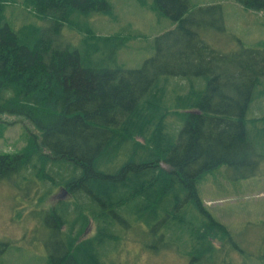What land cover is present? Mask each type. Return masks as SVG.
Segmentation results:
<instances>
[{"label": "trees", "instance_id": "obj_1", "mask_svg": "<svg viewBox=\"0 0 264 264\" xmlns=\"http://www.w3.org/2000/svg\"><path fill=\"white\" fill-rule=\"evenodd\" d=\"M8 1L0 0V115L26 118L40 135L17 154H0V183L27 194L44 185L43 197L61 188L46 214L54 236L47 264H106L141 223L152 238L147 250H174L189 264L213 263L221 247L234 246L198 184L222 166L260 171L264 144L250 133L264 136V119L249 114L264 86V43L220 54L201 32H225L221 5L190 11L189 0H152L149 9L175 26L156 38L154 57L125 69L117 61L121 35H96L77 22L114 19L111 0H25L47 25L20 27L7 17ZM236 2L264 15V0ZM67 27L82 35L79 45L65 37ZM173 78L190 81L189 91H171ZM259 94L263 100L264 88ZM90 221L92 238L63 233ZM6 250L0 242V258Z\"/></svg>", "mask_w": 264, "mask_h": 264}, {"label": "rangeland", "instance_id": "obj_2", "mask_svg": "<svg viewBox=\"0 0 264 264\" xmlns=\"http://www.w3.org/2000/svg\"><path fill=\"white\" fill-rule=\"evenodd\" d=\"M10 1L6 12L15 26L47 25L35 11L25 6V0L8 2ZM111 2L114 19L99 15L90 19L80 18L77 22L84 27L90 26L96 35H121L125 40L117 53L118 64L125 69H139L146 60L154 57L156 38L174 28L175 24L149 9L152 0H147L149 4L145 6L137 0ZM189 2L190 11L198 7L221 5L225 32L207 29L201 32L203 42L216 52L230 55L236 53L240 46L252 48L264 43L263 14L246 10L236 0ZM64 35L74 45H79L82 38V35L68 27ZM197 82V87H204L202 81ZM170 84L171 91H181L182 94L191 87V82L185 79L173 78ZM174 84L181 85V89ZM263 88L264 86L258 90L259 100L250 110L251 118L264 119V99L260 100L259 94ZM175 103L172 99L169 105ZM255 132L251 130L250 133L253 142L258 143V146L261 142L264 144V136ZM32 134L40 135V132L26 118L0 115V154L19 153ZM138 141L145 143L141 138ZM260 166V171H256L254 175L249 168L222 166L204 175L199 181L198 192L201 199L215 218L228 227L235 242L234 246L228 244L221 247L214 256L213 263L205 260L200 264H264L259 259L264 246V160ZM36 187L39 188L37 194H27L13 181L0 183V242L7 245L6 252L0 258L2 264H47L49 252L46 245L51 244L54 236L46 224V214L58 204L59 197H56L62 190L57 187L43 197L46 190L44 185ZM33 188L35 190V186ZM90 223V226L81 227V222L75 226L72 222L63 229V233L78 236L80 240L92 238L96 233V226L93 221ZM133 227L124 234V239L110 249L105 258L106 264L190 263V258L174 250L160 253L147 250L146 244L151 243L152 238L145 223Z\"/></svg>", "mask_w": 264, "mask_h": 264}, {"label": "flooded vegetation", "instance_id": "obj_3", "mask_svg": "<svg viewBox=\"0 0 264 264\" xmlns=\"http://www.w3.org/2000/svg\"><path fill=\"white\" fill-rule=\"evenodd\" d=\"M66 195V193H64V196ZM59 197V199L61 198V197H63V194L61 193V194H59V196H57L56 198H58Z\"/></svg>", "mask_w": 264, "mask_h": 264}]
</instances>
